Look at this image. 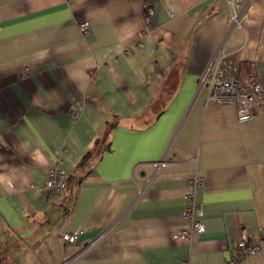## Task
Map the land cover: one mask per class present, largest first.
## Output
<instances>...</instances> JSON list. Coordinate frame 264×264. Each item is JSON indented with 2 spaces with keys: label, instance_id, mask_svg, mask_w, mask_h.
<instances>
[{
  "label": "crops",
  "instance_id": "1",
  "mask_svg": "<svg viewBox=\"0 0 264 264\" xmlns=\"http://www.w3.org/2000/svg\"><path fill=\"white\" fill-rule=\"evenodd\" d=\"M237 1L240 27L227 0H0V264H223L243 238L264 264V113L198 82L223 50L264 88V0ZM192 187L205 231L177 238Z\"/></svg>",
  "mask_w": 264,
  "mask_h": 264
},
{
  "label": "built area",
  "instance_id": "2",
  "mask_svg": "<svg viewBox=\"0 0 264 264\" xmlns=\"http://www.w3.org/2000/svg\"><path fill=\"white\" fill-rule=\"evenodd\" d=\"M230 19L235 26H242L244 8L237 0H227ZM80 29L83 35H88L90 31V21L80 22ZM228 54L223 50L216 53L203 73L200 74L198 82L200 86H205L208 90V99L218 103L233 102L237 105V115L239 120L251 118L255 113H264V88L258 80L257 75H241V63L228 59ZM81 107H77L75 112L79 114ZM165 161H158L156 164H164ZM69 175L66 170L56 165L49 171L45 186L61 193L68 186ZM197 182V181H196ZM188 208L186 216L190 220V227L180 229L174 235L177 238L192 237L195 233L205 231V225L200 220L204 214V205L196 201L194 187L186 193ZM262 241L264 242V229L261 228ZM78 238V232H65L62 234V240L66 242H75ZM262 247V242H252L246 238L238 242L239 251L223 264H238L240 260L250 253L257 252ZM182 264H188L183 262Z\"/></svg>",
  "mask_w": 264,
  "mask_h": 264
},
{
  "label": "trees",
  "instance_id": "3",
  "mask_svg": "<svg viewBox=\"0 0 264 264\" xmlns=\"http://www.w3.org/2000/svg\"><path fill=\"white\" fill-rule=\"evenodd\" d=\"M243 65H244V64H243ZM251 74L256 75V73H254V71H253V69H252V66H246V69H243L242 64H241V75H242V76H248V75H251ZM91 153H92V152H89V153L85 156V158H84L85 161L89 158V156L91 155Z\"/></svg>",
  "mask_w": 264,
  "mask_h": 264
}]
</instances>
